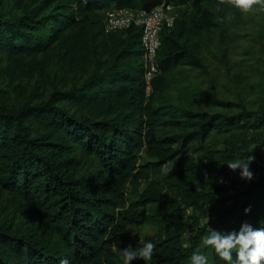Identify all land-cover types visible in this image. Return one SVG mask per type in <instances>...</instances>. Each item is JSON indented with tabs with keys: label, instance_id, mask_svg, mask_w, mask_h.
<instances>
[{
	"label": "trees",
	"instance_id": "obj_1",
	"mask_svg": "<svg viewBox=\"0 0 264 264\" xmlns=\"http://www.w3.org/2000/svg\"><path fill=\"white\" fill-rule=\"evenodd\" d=\"M163 3L177 17L160 32L147 96L140 27L105 33L103 21ZM244 14L229 0H0V64L41 66L36 57L56 52L91 67L81 84L36 102L12 104L0 88V264H124L120 250L145 241L152 258L132 264H191L197 249L229 264L203 238L208 227L264 228V161H251L250 181L227 166L256 157L250 144L264 149V104L179 89L175 75L203 68L200 45ZM222 178L232 193L219 205ZM142 225L157 233L133 242L129 227Z\"/></svg>",
	"mask_w": 264,
	"mask_h": 264
},
{
	"label": "rangeland",
	"instance_id": "obj_2",
	"mask_svg": "<svg viewBox=\"0 0 264 264\" xmlns=\"http://www.w3.org/2000/svg\"><path fill=\"white\" fill-rule=\"evenodd\" d=\"M224 28L221 37L216 33L212 41L200 45L199 57L203 68H187L178 72L175 75L179 82L176 86L188 91H208L213 87L220 99L242 101L249 106L264 104V4L245 13L242 19H227ZM59 55L53 52L46 60L39 55L35 60H43L41 66H33L32 59L13 62L5 56L0 64V88L7 91L8 101L15 105L26 99L36 102L46 98L54 89L65 91L71 84H81L88 77L91 67L84 63L75 64V61L71 63L70 57L60 60ZM99 57L105 59L106 56L100 54ZM170 96L176 99L179 92L171 91ZM251 147V151L257 154L255 160L264 161V149L250 144L248 148ZM226 181L222 178L218 182L221 186L215 198L219 205L232 193L227 192ZM2 203L1 199L0 205ZM168 210L166 208L163 212L169 214ZM199 223L204 225L205 219L200 218ZM221 229L230 231L225 225ZM128 233L133 242H140L157 233V229L151 225L131 226ZM186 241L185 245L188 244ZM120 258L124 260L122 254Z\"/></svg>",
	"mask_w": 264,
	"mask_h": 264
},
{
	"label": "clouds",
	"instance_id": "obj_3",
	"mask_svg": "<svg viewBox=\"0 0 264 264\" xmlns=\"http://www.w3.org/2000/svg\"><path fill=\"white\" fill-rule=\"evenodd\" d=\"M234 7L244 13L252 11L254 6L264 4V0H229ZM254 157L249 160H234L227 164L232 171L240 170L242 179L251 180L253 174L250 171V163ZM251 211L250 208L245 209V215ZM205 222L209 225V218L205 217ZM203 244L212 247L218 257L229 264H264V228L253 229L248 223H243L239 232L232 231L229 233H221L211 227L203 238ZM117 248V244L111 245ZM154 244L145 241L142 247L133 249L131 245L120 250L124 264H132L134 260L152 258ZM236 256L233 259V252ZM191 264H208V258L198 249L194 251L190 257ZM60 264H69L68 259H62Z\"/></svg>",
	"mask_w": 264,
	"mask_h": 264
},
{
	"label": "built area",
	"instance_id": "obj_4",
	"mask_svg": "<svg viewBox=\"0 0 264 264\" xmlns=\"http://www.w3.org/2000/svg\"><path fill=\"white\" fill-rule=\"evenodd\" d=\"M176 17V7L163 3L150 12L113 9L108 11L104 18L105 33L124 31L130 26L140 27V42L143 50L142 68L147 96L151 90L152 80L159 74L156 54L160 47V32L162 29H171Z\"/></svg>",
	"mask_w": 264,
	"mask_h": 264
}]
</instances>
